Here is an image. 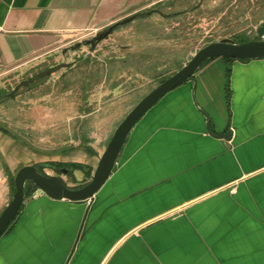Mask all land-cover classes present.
<instances>
[{
	"label": "crops",
	"instance_id": "crops-1",
	"mask_svg": "<svg viewBox=\"0 0 264 264\" xmlns=\"http://www.w3.org/2000/svg\"><path fill=\"white\" fill-rule=\"evenodd\" d=\"M175 2L0 0V76L63 56L139 11L147 12L134 19L140 58L149 50L159 54L141 64L128 57L139 48L120 44L125 53L97 60L89 84L99 89L82 97L99 102L79 115L81 135L70 134L67 116L60 129H50L51 141L39 137L38 145H30L0 123V213L14 193L11 178L24 165L48 170L49 163H61L67 169L63 179L75 188L91 179L116 129L101 127L103 110L117 115L122 109L126 116L163 76L176 71L171 72L166 48L170 32L163 24L153 34L146 27L152 14L164 16L163 9ZM122 32L117 28L115 35ZM153 38L157 42L148 40ZM140 74L150 79L139 85ZM107 78L109 87L101 88ZM124 89L117 105L110 94ZM48 116L55 126L56 113ZM228 132L230 138L219 136ZM0 264H264V56L209 58L193 79L160 98L130 130L90 205L52 199L39 188L28 194L0 237Z\"/></svg>",
	"mask_w": 264,
	"mask_h": 264
},
{
	"label": "rangeland",
	"instance_id": "rangeland-1",
	"mask_svg": "<svg viewBox=\"0 0 264 264\" xmlns=\"http://www.w3.org/2000/svg\"><path fill=\"white\" fill-rule=\"evenodd\" d=\"M200 3L201 5H199ZM156 6L158 5L154 7ZM263 7L264 0H176L170 8L165 7L163 9L164 13H166L164 16L157 13L152 14L146 27L153 34L163 24L166 27L165 31L170 32L171 40L166 48L170 52V66L171 72H173L174 68L178 70L185 64L184 60H189L195 51L212 40L222 38H236L240 40L246 35L252 37L255 34L256 27L264 22ZM185 9L186 11L184 12L183 10ZM127 25L118 27L123 31L122 34H118L119 37L115 35L114 31L108 38L98 43L95 50L91 51L89 44H83L78 47L71 46L65 51L66 53L63 56H60V53H57V56L53 54L47 61L40 63L38 66H33L23 71H13L0 76V89H2L0 91V123H3L17 133H21L30 145H38L39 137L43 138V143L51 141L50 129L52 127L60 129L62 124L67 122L65 120L67 116L70 118L68 121L70 134L74 135L76 133L77 135H81L82 126L78 127L79 120L83 117H79V115L83 114L89 106H96L99 102L92 101V99L83 102L84 99L82 97L84 93L87 94L90 90L94 91L96 87L97 90L99 89V86H96L94 89L89 84V79L94 77L93 73L99 67L97 60L103 62L104 59H108L107 57L113 56L112 54L120 55L121 52L125 53L121 49L122 47H119L121 46L120 44L128 46L129 44H133L134 51L139 48L138 53L134 55L132 53L128 57L134 59V61H139L141 64L145 61L152 63L158 59L159 54L157 51L149 49V51L147 50L148 54L144 58H140V54L142 53L140 51H142L141 48L143 46L140 44L138 47V40H134L135 37L133 38V32L136 31V20ZM105 27L100 30H103ZM148 40L151 43L157 42L155 38ZM114 46L118 48L113 51ZM73 51H76L75 54ZM85 57L93 59L94 62L90 64L85 63L83 61ZM60 60L70 62V64L58 71L39 77L32 84L20 86L13 95H6L22 80L34 76L36 72L43 70L49 64L61 62ZM75 60L77 61L74 62ZM134 71L131 76L135 75L136 72ZM141 75L138 80L140 82L139 85L150 79L149 77L148 79L147 77L141 78ZM133 79L135 78L133 77ZM110 82L107 78V81L103 85H100V87H109ZM124 92H126L125 89L120 92L114 91L110 94L111 97L117 98L115 99L118 100L117 105H121L119 94H123ZM111 99L107 103H110ZM85 103H87L86 106ZM81 106L84 108H81ZM107 109H104L102 112V115L106 117H103L101 127L105 129V126L108 127L109 125V131L112 132L124 118L125 112H122V109H120L116 110L117 115H112ZM51 112L56 113L54 119L55 126H51L47 121V118H50L48 115ZM14 113L19 116V119L17 117L14 121H11L10 115ZM113 114L116 113L114 112ZM37 117H40V119ZM8 121H11L12 124ZM73 121H76L75 125ZM18 127H21L24 131L18 129ZM100 134L101 131L96 132L97 136ZM73 140L77 143L80 138L79 136H75ZM30 151H34L33 148ZM42 155L46 156L45 152ZM48 170L50 173H53L51 169ZM80 173L78 172V174ZM69 180L71 179L69 178Z\"/></svg>",
	"mask_w": 264,
	"mask_h": 264
},
{
	"label": "water",
	"instance_id": "water-1",
	"mask_svg": "<svg viewBox=\"0 0 264 264\" xmlns=\"http://www.w3.org/2000/svg\"><path fill=\"white\" fill-rule=\"evenodd\" d=\"M146 14V11H139L129 15L108 25L103 30L96 32L90 38L76 43L74 46L78 47L83 44H89L91 51L95 50L98 43L108 38L119 26L129 23L137 17L145 16ZM219 56L238 59H256L264 56V22L256 27L255 34L246 41L237 42L232 38H222L212 40L203 45L193 53L191 58L182 67L145 94L118 124L99 158L91 179L84 185L76 188L71 187L59 174L46 173L34 164H27L20 167L14 177L15 191L12 198L0 213V237L6 232L18 215L26 198V183L28 182L35 184L37 188L52 199H67L73 202H86L90 205L95 194L110 177L117 163L122 146L136 122L166 93L181 83L193 79L196 71L207 59ZM69 64L70 62L61 61L51 65L37 72L35 78L58 71L61 68L67 67ZM29 82L30 79L22 80L10 93H14L20 86L28 84ZM219 136L230 138L232 133H223ZM52 168L56 171H67L66 168L60 169L53 166Z\"/></svg>",
	"mask_w": 264,
	"mask_h": 264
},
{
	"label": "trees",
	"instance_id": "trees-1",
	"mask_svg": "<svg viewBox=\"0 0 264 264\" xmlns=\"http://www.w3.org/2000/svg\"><path fill=\"white\" fill-rule=\"evenodd\" d=\"M248 39H249V36H247V35L245 37L241 38L240 40H237L236 38H234V40L237 41V42L246 41ZM169 75L163 76L162 79H161V81H163L164 79H166ZM0 91H2V89H0ZM10 95H13V94H10ZM49 165L51 167L52 166L53 167L64 166L63 164L58 163V162H51V163H49ZM71 166H73V167H81L82 165L81 164H77V163H73V164H71ZM38 167H40V169L43 170V166H38ZM11 183H12L13 191H15L14 176L11 178ZM36 188H37L36 185L33 184L32 182L26 183V196L28 194H31Z\"/></svg>",
	"mask_w": 264,
	"mask_h": 264
},
{
	"label": "flooded vegetation",
	"instance_id": "flooded-vegetation-1",
	"mask_svg": "<svg viewBox=\"0 0 264 264\" xmlns=\"http://www.w3.org/2000/svg\"><path fill=\"white\" fill-rule=\"evenodd\" d=\"M199 5H201V3L199 4ZM158 10L157 8H152L151 10ZM184 12L186 11V9L185 10H183ZM251 37H249V39H250ZM47 68V67H46ZM39 72V71H38ZM37 73V72H36ZM36 73L34 74V76H30L28 79H30V82L28 83V84H32L33 83V81L34 80H36V79H38V78H35V75H36ZM10 92H8L6 95H10V94H15V92L14 93H10ZM51 167V166H50ZM58 168H60V169H62V168H64V167H61V166H59ZM51 170L53 171V173H57V174H59L60 176H62V173H63V171L62 170H59V171H56L54 168H52L51 167ZM43 171L44 172H46V173H49V174H52V173H50L49 172V170H46L45 168L43 169ZM29 183V182H28Z\"/></svg>",
	"mask_w": 264,
	"mask_h": 264
}]
</instances>
